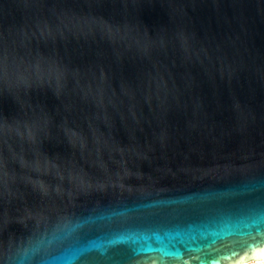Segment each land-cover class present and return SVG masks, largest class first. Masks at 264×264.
<instances>
[{
	"label": "water",
	"instance_id": "1",
	"mask_svg": "<svg viewBox=\"0 0 264 264\" xmlns=\"http://www.w3.org/2000/svg\"><path fill=\"white\" fill-rule=\"evenodd\" d=\"M264 261V0H0V264Z\"/></svg>",
	"mask_w": 264,
	"mask_h": 264
},
{
	"label": "rangeland",
	"instance_id": "2",
	"mask_svg": "<svg viewBox=\"0 0 264 264\" xmlns=\"http://www.w3.org/2000/svg\"><path fill=\"white\" fill-rule=\"evenodd\" d=\"M248 264H264V261H262V262H250V263H248Z\"/></svg>",
	"mask_w": 264,
	"mask_h": 264
}]
</instances>
